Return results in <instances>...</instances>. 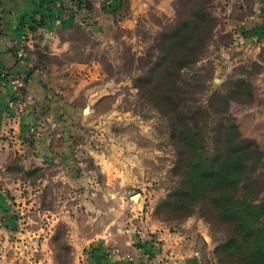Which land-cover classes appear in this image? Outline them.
<instances>
[{"label":"rangeland","instance_id":"obj_1","mask_svg":"<svg viewBox=\"0 0 264 264\" xmlns=\"http://www.w3.org/2000/svg\"><path fill=\"white\" fill-rule=\"evenodd\" d=\"M146 17L134 31H111L115 43L93 51L112 88L92 111L84 110L93 113V124L86 130L88 142L76 143L88 154L82 161L91 158L88 165L96 168V186L88 191L96 208L87 209L83 186L45 192L19 181L14 188L23 199L14 205L16 222L28 232L49 233L40 242L19 239L31 262L42 259L32 243L46 245L52 262L83 264L92 239L108 236L124 245L167 230L206 234L217 264H242L218 251L233 226L210 200L212 190L203 186L201 193L184 194L198 171L229 153L224 130L230 125V136L247 155V189L240 193L264 201V49L235 37L230 0H176L171 15ZM43 210L63 216L45 218Z\"/></svg>","mask_w":264,"mask_h":264},{"label":"crops","instance_id":"obj_2","mask_svg":"<svg viewBox=\"0 0 264 264\" xmlns=\"http://www.w3.org/2000/svg\"><path fill=\"white\" fill-rule=\"evenodd\" d=\"M175 1L0 0V72L6 69L22 82L19 87L0 80V264H58L48 259V248L38 242L27 243L42 257L31 262L25 256L28 246L18 242L49 234L23 232L16 222L14 205L23 200L15 194L19 181L45 192L52 186L70 192L85 187L82 196L87 209L96 208L88 192L96 186V168L88 165L91 158L82 161V155L88 154L78 150L76 143L80 138L88 142L86 130L93 124L88 122L93 113L85 115L84 110L90 107L92 111L112 88L93 51L115 43L108 38L111 31L137 29L149 13L171 15ZM230 9L235 37L248 47L264 49V0H230ZM23 37L28 41L27 58L20 61L16 48ZM16 157L21 160L14 161L13 167L11 160ZM100 165L109 185L106 166ZM34 177L37 180L31 181ZM115 185L120 187L119 182L114 181ZM58 211L43 210L44 217L63 216ZM150 233L149 238L135 236L124 245L108 236L102 241L92 239L83 264H217L212 242L202 232V236L167 230Z\"/></svg>","mask_w":264,"mask_h":264},{"label":"trees","instance_id":"obj_3","mask_svg":"<svg viewBox=\"0 0 264 264\" xmlns=\"http://www.w3.org/2000/svg\"><path fill=\"white\" fill-rule=\"evenodd\" d=\"M231 134V126L227 125L224 136L229 153L224 160L198 171L184 195L201 193V188L208 186L212 190L210 200L221 217L233 226L232 234L218 246V251L233 254L242 264H264V201L249 200L240 193L247 189V155Z\"/></svg>","mask_w":264,"mask_h":264},{"label":"built area","instance_id":"obj_4","mask_svg":"<svg viewBox=\"0 0 264 264\" xmlns=\"http://www.w3.org/2000/svg\"><path fill=\"white\" fill-rule=\"evenodd\" d=\"M114 0H110L109 4H112ZM1 6V4H0ZM27 48L28 41L25 37L21 39L16 48V58L20 61L25 60L27 58ZM0 80L3 85L14 84L16 86H21L22 82L19 79L13 78L11 73L4 69L0 72Z\"/></svg>","mask_w":264,"mask_h":264}]
</instances>
